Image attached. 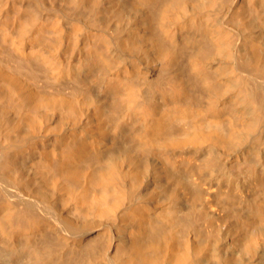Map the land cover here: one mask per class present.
<instances>
[{
  "label": "bare ground",
  "instance_id": "1",
  "mask_svg": "<svg viewBox=\"0 0 264 264\" xmlns=\"http://www.w3.org/2000/svg\"><path fill=\"white\" fill-rule=\"evenodd\" d=\"M0 264H264V0H0Z\"/></svg>",
  "mask_w": 264,
  "mask_h": 264
}]
</instances>
